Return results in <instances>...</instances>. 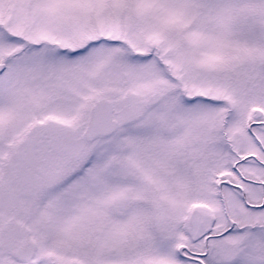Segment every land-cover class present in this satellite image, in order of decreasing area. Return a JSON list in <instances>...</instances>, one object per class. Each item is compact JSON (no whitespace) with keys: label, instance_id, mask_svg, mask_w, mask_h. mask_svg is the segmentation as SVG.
<instances>
[{"label":"snow or ice","instance_id":"snow-or-ice-1","mask_svg":"<svg viewBox=\"0 0 264 264\" xmlns=\"http://www.w3.org/2000/svg\"><path fill=\"white\" fill-rule=\"evenodd\" d=\"M0 264H264V0H0Z\"/></svg>","mask_w":264,"mask_h":264}]
</instances>
